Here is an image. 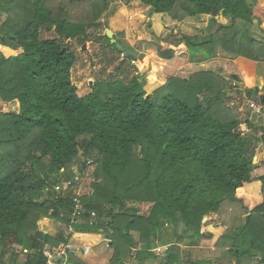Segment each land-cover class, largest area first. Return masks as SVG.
<instances>
[{
	"label": "trees",
	"instance_id": "16d2710c",
	"mask_svg": "<svg viewBox=\"0 0 264 264\" xmlns=\"http://www.w3.org/2000/svg\"><path fill=\"white\" fill-rule=\"evenodd\" d=\"M114 1L0 0L6 16L0 26V100L18 105L0 113V264H19L22 248L29 250L22 264H45L44 247L55 248L74 233L108 236L110 264H145L155 257L165 228L171 239L161 241L168 248L158 264H217L193 261L181 251L182 244L197 247L211 239L200 228L212 216L226 228L215 248L239 264H251L244 262L250 258L264 264V184L246 192L264 181L253 161L259 139L241 131L242 124L252 128L247 115L243 121L227 105L231 77L200 69L186 79H163L140 55L133 59L140 67L120 59L88 94H77L70 44L90 41L89 31L101 27ZM138 2L159 16L165 42L185 44L190 63L221 55L264 64V39L250 35L264 34L253 17L255 0ZM213 11L220 15L213 34L197 40L174 34L185 19ZM42 32L56 37L40 39ZM102 38L106 49L121 55L106 34ZM87 164L94 166L90 191L79 197L81 220L72 222V193L52 188L78 182L74 170L82 174ZM142 205L146 214H140ZM42 218L64 229L44 235L38 229ZM68 264L83 263L69 253Z\"/></svg>",
	"mask_w": 264,
	"mask_h": 264
},
{
	"label": "rangeland",
	"instance_id": "374dc122",
	"mask_svg": "<svg viewBox=\"0 0 264 264\" xmlns=\"http://www.w3.org/2000/svg\"><path fill=\"white\" fill-rule=\"evenodd\" d=\"M249 1V0H248ZM260 1V4L264 6V0H255V2ZM158 15H150L149 9L143 7V5L138 2V0H116L109 5V11L100 19L101 27L98 29H91L89 31L90 41L84 43L85 49H82V46H78L75 44H70V49L74 51L77 62L75 64V68L73 69L72 73V82L77 86L79 96H84L90 92L91 86L93 85L94 81L97 78H104L108 75V73H113L114 68L116 67L118 60L122 59V55H119L112 49H106L105 41L103 40L102 36L106 34L107 30H111L113 32V38L118 41L120 45L123 47L132 48L134 50H139L141 47L149 49L150 51H156L157 44L162 45L164 48L167 47V42H165L164 38L165 35L159 34V27L157 23ZM202 17V16H200ZM220 15H210L204 16L203 19L193 20L192 25L187 26V36L184 34H180L181 28L176 29L178 31V37L181 38H188L196 40L199 39L201 36L213 34L216 29L217 25L213 22V19H219ZM6 16L0 14V26L5 21ZM191 19V18H190ZM206 23L208 26H205ZM180 25V24H179ZM264 27V25H262ZM163 28V27H162ZM179 29V30H178ZM260 29V26H259ZM168 33V31L166 32ZM159 38H156V36ZM250 35L257 39H260L258 35H256L253 30H250ZM173 36V34H171ZM56 36L54 33H46L42 32L40 35V39H50L55 38ZM99 38L98 40H96ZM264 39V38H263ZM174 54H178L177 56L180 57L182 54V50L180 47H176ZM161 50H164L161 48ZM146 53V52H145ZM7 57L11 56L10 52L6 51L5 54ZM161 56V53L160 55ZM218 57L226 58L224 56L218 55ZM188 58V55H187ZM137 65L140 67L139 63ZM131 67H133L131 65ZM133 74V71L129 70V76ZM92 84V85H91ZM231 93V92H230ZM231 101L239 102L238 98L235 96L230 97ZM241 103V102H240ZM239 103V104H240ZM18 105L17 103H10L4 104L0 100V113H6L10 111H17ZM245 109L250 111L247 104L245 103ZM241 129V126H240ZM242 131V129H241ZM245 133V131H242ZM83 161V158L80 157ZM256 161V160H255ZM94 166L87 164L85 171L81 174L77 169L74 170L75 174L78 177V182L75 185V192L83 195L88 194L90 191L89 183L91 182V174L93 172ZM247 193H251L252 191H247ZM147 205L140 206V214H146L147 212ZM210 218H205L202 222L200 231L202 233L207 232L211 234V239H201L197 247H189L187 245H181V251L184 254H188V258L193 261L199 260H209L211 262H216L217 264H224V259L230 260L227 262L229 264H234L235 259L230 255H226L225 251L222 249L215 248V243L220 237V233H224L225 227L221 224V222L214 216ZM52 221V220H51ZM53 222V221H52ZM217 227H223L224 231L216 230L215 228L211 227L215 225ZM41 226V224H40ZM42 227V226H41ZM53 227L57 231L56 235L59 232H62L64 229L62 225H59L53 222ZM170 228H165L162 232H159L158 239H156L155 245L158 246L154 249L153 253L155 258L157 259L156 263H159L164 255L168 246H160L161 241L169 240L170 237ZM134 240L138 239L137 233H132ZM109 245V240L97 242L96 244L91 246V253L100 254V257L103 258V264H110V258L112 257L113 249ZM215 249L217 251L215 252ZM76 251V250H75ZM223 251V252H222ZM78 257L76 256V260L83 261L87 260L84 259L82 253L76 252ZM75 256V255H74ZM85 257V256H84ZM87 257V256H86ZM83 261H82V260ZM244 259V258H242ZM251 259V258H250ZM244 259V262L253 264V259ZM21 260V257H20ZM133 260V259H131ZM147 261V260H146ZM237 261V260H236ZM131 263V261H129ZM226 263V262H225Z\"/></svg>",
	"mask_w": 264,
	"mask_h": 264
},
{
	"label": "crops",
	"instance_id": "0c3cea01",
	"mask_svg": "<svg viewBox=\"0 0 264 264\" xmlns=\"http://www.w3.org/2000/svg\"><path fill=\"white\" fill-rule=\"evenodd\" d=\"M249 1L251 2V0ZM202 17H197L194 19L187 18L184 21H182L179 25V29L181 28L180 34H184V36H187L186 35L187 26L192 25L193 20H198L199 18L203 19ZM253 17L255 18V21L259 23L257 28L259 29V26H260V29L263 28L262 25H264V6L260 4V1H257L254 3ZM205 26H208V24L206 23ZM253 32L256 35H258L260 39L264 38V34L259 35L254 30ZM174 34L178 36V31L175 30ZM205 36L206 35L201 36L200 39H203ZM191 40H196V39L193 38ZM145 47L146 48L141 47L138 51L140 52L141 55H145L149 58L152 68L156 71V74H158L163 79H166L169 77H177L180 79H186L189 76L199 72L200 69H204L205 71H209L213 73L219 71V73L222 76L227 77V78L231 77V79L234 80V81L232 80L230 81L233 89H230L229 87V90L231 93L228 95L227 105L233 108H237L241 114L240 117L243 121H244V114L247 115L248 123L252 126V128H247L245 124H242L241 129L242 131H245V133H248L252 136H255V138L259 139V142H257L256 154H255L253 161L255 164L259 166V169H258L259 175L264 176V138L262 140V135L264 137V123L260 121L259 119H257L256 117L251 116L250 112L245 109V103H247V100H253L259 103V99L262 96H264V64L254 63V62L245 60L243 58L228 59V58H222L218 56L211 58L209 60H206L203 63L195 64V63H190L188 61L187 49L184 43H181L177 46L167 44V47L165 48L161 45L162 49L172 51V55L168 59L159 56L160 51L158 50L157 47H156L157 52L150 51L149 49H147V46ZM176 47H180V48L182 47L181 48L182 54L180 57L177 56L178 54H176V52L174 54L175 49H177ZM255 88L257 89V91H255ZM231 96H235L237 98L238 96H240V98H238L239 102L231 101L230 99ZM262 108H263V114H264V105H262ZM257 126L261 127V133L255 131V127ZM263 184H264V181L252 183L246 186V190L255 191L256 189L261 188ZM40 224L42 227L40 226ZM211 227L215 228L216 230H221V232L222 230L224 231L223 227H217L216 225H213ZM38 229L42 234L50 236V237H54L57 232L53 227V222L45 218H42L38 222ZM220 234L222 235V233ZM101 241H107V239H105V236L97 235V234L74 233L72 237L69 239L68 243L69 245H71L73 248L76 249V251L74 252L75 257L79 256L76 254V252H80L82 253L81 256H83L84 259L85 258L87 259L86 261L85 260L83 261L81 259L84 262L83 264H103V258L100 257V254L102 253L100 254L91 253V246L96 244L97 242L101 243ZM85 249H87L88 252L86 254H83ZM21 251H22V255H21V260L19 261L20 262L19 264H22V262L24 261V255H26L29 250L22 248ZM216 251L217 249H215V252ZM226 255L228 256V254ZM224 260H225L223 261L224 264H229L227 262L230 260V257ZM156 262H157V259L154 257V258H151L145 261V264H158ZM234 264H236V261L234 262Z\"/></svg>",
	"mask_w": 264,
	"mask_h": 264
},
{
	"label": "built area",
	"instance_id": "2783aa9c",
	"mask_svg": "<svg viewBox=\"0 0 264 264\" xmlns=\"http://www.w3.org/2000/svg\"><path fill=\"white\" fill-rule=\"evenodd\" d=\"M130 64L133 66H136L137 62L135 60H131ZM246 104L250 110L249 111L250 115L256 117L257 119H259L260 121L264 123V114H263L262 105L253 100H247ZM76 183H73L71 181H64L62 183L54 185L52 188V190L57 194L72 193L73 195V199H72L73 210L71 213L72 222L80 221L83 215V208H82V204L79 199L80 194L76 193L74 190ZM90 217L91 219L94 218L95 214L91 213ZM70 231H71V228H70ZM68 242L69 241L61 242L55 248H50V247L45 246L42 251V255L46 259L45 264H68L69 253L74 255V252L76 250L71 245H69ZM87 252L88 250L85 249L83 254H86Z\"/></svg>",
	"mask_w": 264,
	"mask_h": 264
},
{
	"label": "water",
	"instance_id": "95a60500",
	"mask_svg": "<svg viewBox=\"0 0 264 264\" xmlns=\"http://www.w3.org/2000/svg\"><path fill=\"white\" fill-rule=\"evenodd\" d=\"M213 15L216 14L215 11H213L212 13ZM106 36L108 39H110V43L115 45V48L117 49V51L122 55V62L125 63L128 59H138L139 56L141 55L140 52L138 50H134L132 48H128V47H123L122 45L118 44L116 42V40L113 38V32L111 30H107L106 31ZM157 48L161 53V57H164L166 59H168L169 57H171L172 55V51L171 50H163L161 51V45L157 44ZM82 49H85V44L82 46ZM92 85V84H91ZM255 91H257V89L255 88ZM259 103L261 105H264V96H262L259 99ZM105 239L109 240L108 236H105ZM110 240H109V245L110 246ZM236 264H239L238 261H236Z\"/></svg>",
	"mask_w": 264,
	"mask_h": 264
},
{
	"label": "clouds",
	"instance_id": "9594fccd",
	"mask_svg": "<svg viewBox=\"0 0 264 264\" xmlns=\"http://www.w3.org/2000/svg\"><path fill=\"white\" fill-rule=\"evenodd\" d=\"M133 60V59H132Z\"/></svg>",
	"mask_w": 264,
	"mask_h": 264
}]
</instances>
